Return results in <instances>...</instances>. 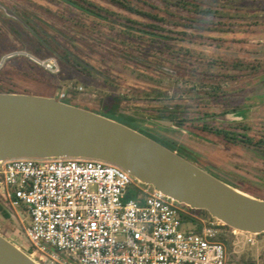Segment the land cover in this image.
Returning a JSON list of instances; mask_svg holds the SVG:
<instances>
[{
  "label": "rangeland",
  "instance_id": "rangeland-1",
  "mask_svg": "<svg viewBox=\"0 0 264 264\" xmlns=\"http://www.w3.org/2000/svg\"><path fill=\"white\" fill-rule=\"evenodd\" d=\"M71 1L106 15L113 24L87 17L62 0H0L21 3L25 12L50 25L43 28L48 34L41 37L43 41L24 42L23 60L10 59L6 69H0V86L37 96L64 93L62 102L140 129L192 163L197 152L201 158H205L203 152L211 153L207 158L211 162L209 171L240 192L264 200V155L256 156L239 141L230 146L216 135L199 140L193 128L151 124L165 115L159 111L165 108H176L177 119L193 121L199 98L246 89L242 105L247 112L232 117L249 115L242 121L249 128L247 132L254 139L257 132L264 134V0H129L142 14L122 10L109 0ZM201 8L210 11L205 14ZM118 24L176 41L153 42L127 33ZM0 42L8 51L15 48L8 38ZM43 46L48 48L45 58L40 57ZM66 51L71 59L61 64L59 60ZM73 58L84 64L85 70ZM1 64L0 58V68ZM209 102L202 101V107L209 105L217 113L221 110L220 100ZM214 120L210 122L213 128L238 122ZM128 191L134 196L139 193L134 187ZM0 205L9 214L7 219L0 216V235L42 264L38 262L41 253L31 248L25 237L29 216L24 207L13 209L1 197ZM185 212L201 224L214 221ZM215 226L230 264L264 261V234L254 236L251 245L244 235ZM184 229L194 230L195 226L188 224ZM47 254L52 255L50 251ZM55 260V264H74L59 255Z\"/></svg>",
  "mask_w": 264,
  "mask_h": 264
},
{
  "label": "built area",
  "instance_id": "built-area-1",
  "mask_svg": "<svg viewBox=\"0 0 264 264\" xmlns=\"http://www.w3.org/2000/svg\"><path fill=\"white\" fill-rule=\"evenodd\" d=\"M130 187L142 203L126 199ZM0 197L13 209L25 208V237L42 264H55L57 255L74 264H230L215 226L221 222L185 230L184 205L102 161H0ZM231 230L255 243L256 235Z\"/></svg>",
  "mask_w": 264,
  "mask_h": 264
},
{
  "label": "water",
  "instance_id": "water-1",
  "mask_svg": "<svg viewBox=\"0 0 264 264\" xmlns=\"http://www.w3.org/2000/svg\"><path fill=\"white\" fill-rule=\"evenodd\" d=\"M213 119H235L227 114ZM153 123L179 129L173 121ZM92 159L118 166L140 183L230 229L264 233V200L212 176L123 123L55 97L0 93V161ZM0 264H37L0 235Z\"/></svg>",
  "mask_w": 264,
  "mask_h": 264
},
{
  "label": "flooded vegetation",
  "instance_id": "flooded-vegetation-1",
  "mask_svg": "<svg viewBox=\"0 0 264 264\" xmlns=\"http://www.w3.org/2000/svg\"><path fill=\"white\" fill-rule=\"evenodd\" d=\"M62 1L72 7V5L69 3L72 2L71 0ZM7 12H9L10 14ZM49 27L50 25L47 21L39 18L34 13L25 12L23 4H10L6 2H0V41H4L5 39L7 40L8 38L15 46L13 50L8 51L6 49V45L3 46V44L0 42V48L3 49L0 50V53L4 54H0V58L2 59L0 69H6L10 62V59L23 60L24 56L22 55V52L25 48L24 42L30 40V42L39 43V41H43L41 37L48 36V34L43 30ZM211 96H209V99L199 98L194 106L195 114L193 118V129L196 134V138H198L199 140H203L206 138V136L216 135L227 142V144L230 146L239 141L243 144H246L244 147L253 151L256 156L264 155V146H262V144H264V134H260L257 132L253 141L252 139H249L253 137L250 132H247L249 128L245 127V125L242 124V121L247 120L249 118V115L247 116L246 114V116L243 115L240 117L234 116V118L238 120V122H227L222 127L213 128L210 125V122L215 121L213 119L214 117L227 114L233 115L239 112H247V108L242 105L244 99H246V89H243L236 93H222L218 96L213 95L212 98ZM210 100H220L221 107H219L221 108V110L218 113L214 112V110H212L209 105L207 107H202V101H207V104H210ZM215 104L218 103L215 102ZM196 149L200 151L199 148ZM196 154V162H194L193 164L211 174L212 176L216 177L215 174L207 169V167L211 166V162L208 161L210 157L209 154L211 153L207 154L203 152L205 158L199 157V152H197Z\"/></svg>",
  "mask_w": 264,
  "mask_h": 264
},
{
  "label": "trees",
  "instance_id": "trees-1",
  "mask_svg": "<svg viewBox=\"0 0 264 264\" xmlns=\"http://www.w3.org/2000/svg\"><path fill=\"white\" fill-rule=\"evenodd\" d=\"M111 1L115 6H117L118 8H121L122 10H125V11H129L131 13H136V14H142L139 10L135 9L134 7H132L130 5V1L129 0H109ZM69 2V1H68ZM73 8L75 9H78L80 12H82L84 15H86L87 17H90V18H93V19H96V20H100V21H103V22H107L109 24H113L109 18L104 15V14H101L100 12L96 11V10H93L91 8H89L88 6H82L81 4H78L76 2H69ZM200 7V6H199ZM202 9V12L203 13H207L208 11L210 10H204V8H201ZM209 13V12H208ZM118 26L126 31L127 33H133V34H137L139 36H142V37H146V38H149L150 40H152L153 42H157V43H161V44H169V43H173L176 41L175 38H172V37H168V36H165V35H160V34H156V33H153V32H146V31H143V30H139V29H133L131 27H128L126 25H122V24H118ZM43 52H45L43 54L42 52V55L40 56L41 58H45L47 57V53H48V48H44V46L42 47ZM70 57V53L69 52H65V54L61 57V59L59 60L61 64H64L66 62H69L71 58ZM26 63H30L28 59H24ZM72 61L78 65V66H81L83 70H85V65L83 64V66L81 65L82 63H80L79 60H77L76 58H73ZM0 93H18V92H15V91H11V90H8V89H4V88H0ZM22 94H30L28 93L27 91H24V92H21ZM46 97H55L56 99H58V96H53V95H47ZM161 112H165L163 116H159L157 118H160V119H166V120H169V121H173V123L176 125V126H179V127H183V128H186L188 130H192V128L194 127V122L192 121V119H189V120H186V119H177L175 118L174 114L176 113L177 109L176 108H171V109H161L159 110ZM102 115V114H101ZM105 116V115H103ZM107 117V116H106ZM110 119H113L116 121L115 118H113L112 116L111 117H108ZM147 122V121H146ZM121 123V122H120ZM148 123H151V122H148ZM152 125H154V123H151ZM128 127L134 129V130H137L138 132L144 134L145 136L157 141L158 143L164 145L165 147L169 148L170 150L175 151V149L172 147H168L166 146L163 142L161 141L160 139L156 138V137H152L151 135H149L148 133L146 132H143L142 130L140 129H135L134 127L132 126H129ZM249 139H252L254 141V137L252 138H249ZM179 154V153H177ZM134 197L135 200H137L138 202L142 203L143 201V196L139 193H137L135 196L132 195L131 192H127L126 194V199H130ZM187 211H190L192 213H196L197 215H199L200 217H203V218H208V219H212L210 217V215L204 211V210H194V209H190L186 206H183ZM25 209V208H23ZM0 216L2 218H8L9 217V214L8 212L6 211V209L2 208L1 205H0ZM181 222L182 224L185 226V225H193L195 226V229L192 230L194 232H200L201 228H202V224L201 222L199 221V219L195 218V217H192V216H189L187 214H183L181 216ZM223 227H226L228 229H230L229 227L227 226H223ZM261 234H264V233H261ZM31 246V245H30ZM31 248H33L31 246ZM34 249V248H33ZM65 261H66V258H65ZM261 264H264V261H262Z\"/></svg>",
  "mask_w": 264,
  "mask_h": 264
},
{
  "label": "crops",
  "instance_id": "crops-1",
  "mask_svg": "<svg viewBox=\"0 0 264 264\" xmlns=\"http://www.w3.org/2000/svg\"><path fill=\"white\" fill-rule=\"evenodd\" d=\"M238 234H241V233H238ZM242 235H244V234H242ZM244 238H245V240H246V236L244 235Z\"/></svg>",
  "mask_w": 264,
  "mask_h": 264
}]
</instances>
